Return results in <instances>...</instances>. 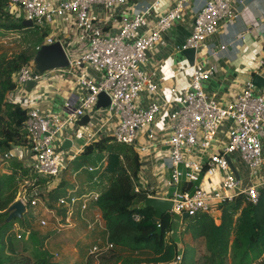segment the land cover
Segmentation results:
<instances>
[{
  "label": "built area",
  "instance_id": "2783aa9c",
  "mask_svg": "<svg viewBox=\"0 0 264 264\" xmlns=\"http://www.w3.org/2000/svg\"><path fill=\"white\" fill-rule=\"evenodd\" d=\"M129 1L68 0L54 5L49 0H9L7 10L11 14L18 15L22 11L25 20L32 21L37 27L53 23L55 17L73 14L76 26L88 37L89 51L80 60L71 62V66L78 69L86 64L100 75L98 82L85 77L78 78L83 91L80 105L73 110L76 106L68 104L66 112L62 115L32 107L33 100L29 99V92L25 93L23 89L29 82L39 83L42 80L41 76L35 74L33 62L23 66L13 75L16 89L9 93V100L12 101L10 97L14 94L22 95V101L13 102L21 103L23 108L28 110L24 125L26 136L24 142L12 143L6 152H3L0 146V169L5 168L13 159L22 162L27 160L24 165L29 172V179L19 185L15 202L21 201L26 210L41 207L48 216L39 219L40 227L49 228L57 234L74 227L73 218L77 212L87 224L88 230L105 231L100 212L92 217L86 216L90 205H97L101 193L85 192L78 195V186H75L65 196L58 198V210L50 208L45 200V197L49 199L46 186L52 184L46 180L60 178L68 170L67 164L75 161L84 149L69 156L68 151L62 148L66 140H71L72 149L75 148V133L71 132V128L84 116L92 117L98 112L96 105L102 93L111 101L110 106L103 110L104 116L107 117L106 125L101 124L89 134L87 144L101 137L112 136L119 144L134 145L135 151L143 155L159 143L157 138L161 130L170 133L165 142L168 146V157L164 159L163 167L170 174L166 186L174 191L171 195L167 192L148 193V198L173 201V209L168 213L182 218L184 214L191 217L203 212L218 219L219 206L226 201L244 196L252 204L259 202L261 186L244 185L232 171L228 158L239 155L248 166L251 178L256 177L255 172L261 169L264 162V92H257L250 80L243 84V89L231 105H221L208 96L204 87L216 66L207 68L198 53L208 38L218 33L221 28L233 24L237 17L233 8L234 0H200L202 4L190 34L180 48L181 51L196 50L195 65L190 66L192 74L189 86L182 93L173 87L171 99H162L161 103H153L146 108L138 105L141 95L152 94L159 98L161 95L155 82L156 74L148 75L142 67L147 61L149 51L163 40L164 33H168L174 24L182 21L190 0H176L172 8L160 16L153 28L147 27V17L157 9L160 0L136 10L132 16L123 17L121 27L116 33L105 32L102 26H93L99 20L92 12L95 7H102L107 12L127 5ZM259 1L248 0L251 5H256ZM262 18L263 16H260L259 21ZM240 38L242 35H236V39ZM21 39L19 32L5 33L0 37V44L10 45ZM53 43L52 38L47 39V45ZM40 49L41 46L37 47V51ZM202 52L205 56L204 49ZM210 55L218 59L217 53ZM167 112L168 121L159 129L161 118ZM227 120L232 122L227 143L207 159L193 160L191 156L196 151L210 150ZM111 124L114 126L108 135L106 130ZM68 128L71 130L66 132ZM85 170L93 175L92 182L100 183L103 163L98 167H85ZM5 173L9 172L5 170ZM203 175L209 178L222 175L220 188L208 191L200 186L196 187L194 192L180 189L183 183H199ZM31 185H35L34 188H30ZM134 185L136 192L146 189L140 185L139 180L135 181ZM29 233L30 231H22L18 234V239H28ZM113 249L114 244L107 238L105 241L99 240L90 247L88 257L97 260L108 255ZM181 259L182 254H179L174 264L180 263Z\"/></svg>",
  "mask_w": 264,
  "mask_h": 264
},
{
  "label": "trees",
  "instance_id": "16d2710c",
  "mask_svg": "<svg viewBox=\"0 0 264 264\" xmlns=\"http://www.w3.org/2000/svg\"><path fill=\"white\" fill-rule=\"evenodd\" d=\"M8 5L9 0H0V36L21 33L24 29L23 19L11 14ZM34 56L24 51L12 56L0 54V146L3 152L8 151L12 143L25 141L28 110L21 103L10 101L9 93L16 89L13 75L31 64ZM94 152L106 156L103 174L107 176L108 186L101 193L97 207L105 227L102 235L114 244V249L106 255L115 254L110 261L174 264L182 254L178 264H264V187L260 188L258 204L248 202L244 196L221 204L218 219L203 212L186 219L166 213L156 223L154 209L145 206L148 193L153 191L135 190L134 182L140 178L143 160L134 145L119 144L112 136H106L87 144L81 155L92 156ZM5 168L9 173L0 174V264H74L68 257L51 256L45 247L49 236L41 237L33 231L24 248L31 251V258L18 260L11 253L14 249L9 236L14 227L19 224L29 231L25 217L7 222L8 210L15 202L19 185L29 179V172L17 159L9 161ZM176 219L181 221V231L192 242H204L206 253L200 259H196L193 247L181 251L178 243L170 239ZM100 237H95V241L103 239Z\"/></svg>",
  "mask_w": 264,
  "mask_h": 264
},
{
  "label": "crops",
  "instance_id": "0c3cea01",
  "mask_svg": "<svg viewBox=\"0 0 264 264\" xmlns=\"http://www.w3.org/2000/svg\"><path fill=\"white\" fill-rule=\"evenodd\" d=\"M49 1L54 5H58L68 0ZM155 1L156 0H130L127 5L116 7L107 12L102 7H95L92 12L97 15L99 20L94 23L93 26H102L105 28V32L116 33L121 27L123 17L132 16L136 10L143 8L145 5L153 4ZM175 2L176 0H160V5L157 9L152 11L147 17V27L153 28L157 24L160 16L167 13ZM250 3L251 2H248V0H234L233 8L237 17L233 24L223 29L221 28L218 33L208 38L201 46L205 53L212 54L214 52L218 54V59H215L211 55L208 59H205V62L216 65L217 72L205 83L204 87L208 96L223 106L231 105L236 99L237 94L243 89V84L250 81L256 73L261 72L264 74V0H260L256 5H251ZM201 4L202 2L200 0H190L182 21L177 23V36L167 37L166 39L163 38L155 48L149 51L147 61L142 69L148 75L156 74L155 82L159 87L161 98L152 94L141 95L138 98V105L140 107L146 108L150 104L161 103L162 99H171V89L173 87H176L180 93L188 88L192 70L186 59L180 64H175V62H173L177 55L173 52L175 49L174 40L180 45L185 43ZM260 16H263V18L259 21ZM18 17L25 20L22 11L18 14ZM38 28H41V34L44 40L39 41V43L37 41L33 47L24 45L25 48L23 49H4L1 45L0 54L7 53L9 56H12L26 51L25 49H27L30 55L34 56L37 53V47L47 45L48 38H52L54 43L60 42L64 46L72 63L80 60L81 57L89 51L88 37L76 26L75 16L71 13L65 16L55 17L53 23ZM238 34L242 35V38L236 39V35ZM80 77L89 78L95 82L100 80V75L85 64L78 69L71 66L66 70H53L47 72L43 75L42 80L35 88L29 90L27 86H25L23 90L25 93L29 92L28 97L33 100L32 107L38 108L43 112L51 111L62 115L66 112V106L68 104L79 106L81 102L83 91L78 82V78ZM257 92L260 91L257 90ZM18 96L19 95L14 94L10 99L12 101H22V95ZM98 115V112H96L91 117L93 123H96V125H94L95 127H100L101 124L106 123V121L102 123ZM168 118L169 114L167 112V114H164L161 118L159 129L167 123ZM76 124L71 128L73 134L77 128ZM231 126L232 122L227 120L210 150L203 152V150L200 149L191 156L192 159L196 160L198 158L205 160L212 153L219 152L227 143L228 131ZM109 127L110 128L106 130L108 135L112 131L113 124ZM71 129L68 128L66 132H69ZM169 134L168 131L163 132L161 130L157 138L159 143L148 153L140 155L143 160V169L140 172V178L138 179L139 183L156 194L167 192L171 195L173 193V189L166 186L167 178L170 177L169 171L163 167L164 159L168 157V146L165 142ZM75 136H77V134H75L74 137ZM141 141L142 139H140V142ZM85 146L86 145L77 150L83 149ZM262 147L264 161V138L262 139ZM96 155L99 157H96V159L99 160V164L97 166L87 167H98L103 163L104 170L106 165L105 154L96 153ZM25 162H27V160L24 159L23 164ZM230 165L232 171L237 178L241 179L244 185L256 184L261 186V188L264 187V162L261 169L255 172L256 177L254 178L250 177V170L239 155L235 154L231 156ZM0 174H2V172ZM79 175L80 174L77 176ZM81 175H83V177L78 181L69 182L66 194L75 186H78V195L85 192L102 193L106 190L108 179L107 176L103 174V171L100 173L101 180L98 184L92 182L93 175L90 173H81ZM221 176L222 175H215L209 178L203 175L199 183H183L180 189L194 192L196 187L202 186L208 191H216L220 188ZM97 212H99L97 205L91 204L86 216L92 217ZM180 222L179 220L176 225H173V229L174 226H178L181 231ZM94 232L96 233L95 237H100L101 233H104L101 229H97Z\"/></svg>",
  "mask_w": 264,
  "mask_h": 264
},
{
  "label": "rangeland",
  "instance_id": "374dc122",
  "mask_svg": "<svg viewBox=\"0 0 264 264\" xmlns=\"http://www.w3.org/2000/svg\"><path fill=\"white\" fill-rule=\"evenodd\" d=\"M24 20V19H23ZM177 24L173 25V29H171L168 33V36H177ZM21 29V40H15L10 45H3L0 44V47L4 49H11V48H25L24 45H29L31 47L38 41L44 40V37L41 34V28L38 27H30L25 28L22 26ZM1 37V36H0ZM183 41V40H182ZM177 41L174 40V47L179 48L180 44L176 43ZM2 45V46H1ZM7 46V47H4ZM21 49V50H22ZM29 49V48H28ZM174 49V50H175ZM27 54L30 55L29 51L25 49ZM173 52H176L174 51ZM172 52V53H173ZM36 56V54H35ZM34 56V58H35ZM184 60V56L181 53H177L176 59L174 58L173 62L175 64H180ZM99 116L101 117V122L103 123L106 120V116H104L103 110H98ZM93 120V119H92ZM96 123H90L86 126H81L77 131L75 136V147L74 149L68 151V155L72 156L78 148L86 145V138L89 134H92L93 131L98 127H95ZM114 126V124H113ZM77 127V126H76ZM110 128V127H108ZM97 152H94L92 156L90 155H79L78 158L73 161L71 164H67L68 170L62 174L60 178L55 179H48L46 181H51L52 184L50 186H46V189L49 192V196L51 193V198L45 200L50 208L56 209V201L59 197L66 195V189L69 187V182L78 181L80 178L83 177L82 174H89L86 170L84 171L85 167L87 166H97L99 164V160L96 159L98 155ZM99 158V157H98ZM75 174V176H74ZM80 174L79 176H77ZM173 189V188H171ZM174 191V189H173ZM27 211L29 213H25L24 217L28 220L29 223V231H33L38 233L41 237L49 236L45 247L51 256L59 255V257H68L74 264H115V260L110 261L109 258L114 256L113 254L110 256H105L103 258H99L97 260L91 259L88 257V251L93 243L99 241H95L94 237L96 233L93 231L88 230L87 224L79 217V213L77 212L73 218L74 227L64 230L62 233L57 234L49 230V228H41L39 224V219L46 218L48 215L42 210L41 207L38 208H28ZM23 217V218H24ZM179 222V219H176L174 225ZM23 228L18 224L14 227L13 232L9 236V242L12 243V248L14 249L11 251L12 254L17 257L18 260L23 259H30L31 258V251H25L24 248L29 242L26 241L25 238L18 239V234H21ZM103 240L105 241V237L102 235ZM170 239L177 241L179 244L180 250L183 251L188 247H193L196 250V259H200L206 253L205 244L203 241L199 240L196 242H192L190 237L180 231L178 226H174L173 231L170 234ZM60 259V258H59ZM91 261V262H90Z\"/></svg>",
  "mask_w": 264,
  "mask_h": 264
},
{
  "label": "water",
  "instance_id": "95a60500",
  "mask_svg": "<svg viewBox=\"0 0 264 264\" xmlns=\"http://www.w3.org/2000/svg\"><path fill=\"white\" fill-rule=\"evenodd\" d=\"M22 25L26 28L34 27V24L32 21L24 20L22 22ZM167 33H164L163 38H167ZM182 45H180L179 48H176L174 51L175 54L181 53L184 56V59L189 63V65L192 67L195 65L196 61V50L195 49H189L185 51H181ZM203 48L198 50V53H200L201 57L200 59L203 60V64L210 68L211 66H216L215 64L207 63L205 62V59H208L210 54L206 53L205 56L202 52ZM211 64V65H210ZM33 66H34V72L36 75H39L43 77V75L47 72L53 71V70H66L71 67V61L70 57L65 50L64 46L60 43H53L49 45H44L41 47V49L36 53L35 58L33 59ZM216 70H213L212 77L216 74ZM252 84L256 87L257 90L260 91V93L264 92V74L259 72L256 73V75L251 79ZM38 83L36 82H29L27 83V89L31 90L37 86ZM110 98L105 94L102 93L99 95L98 103L96 105L97 110H105L110 106ZM80 105V104H79ZM79 106H76L73 108L75 110ZM99 117V115H98ZM101 119V117H99ZM90 123H93L91 116L86 115L84 116L77 124L76 131L81 126L89 125ZM62 148L66 151L72 150L73 148V142L71 140H66L63 144ZM231 163V157L228 158ZM48 194V193H47ZM145 206L154 209L155 211V218L154 221L158 223L163 215L170 212L173 209L174 203L171 200L167 199H161V198H155L151 197L148 198L145 201ZM9 217L7 218V222L12 221L13 219H23L24 214L27 213V210L25 208V205L21 201H17L13 203V205L9 208ZM188 214H184L182 216V219L188 218Z\"/></svg>",
  "mask_w": 264,
  "mask_h": 264
},
{
  "label": "clouds",
  "instance_id": "9594fccd",
  "mask_svg": "<svg viewBox=\"0 0 264 264\" xmlns=\"http://www.w3.org/2000/svg\"><path fill=\"white\" fill-rule=\"evenodd\" d=\"M5 170H7V168H3V169H0V173L2 172V173H5ZM7 172H8V170H7ZM15 203V202H14ZM28 212V211H27Z\"/></svg>",
  "mask_w": 264,
  "mask_h": 264
}]
</instances>
